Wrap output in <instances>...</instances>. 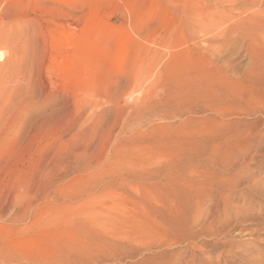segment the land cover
<instances>
[{
  "label": "rangeland",
  "instance_id": "1",
  "mask_svg": "<svg viewBox=\"0 0 264 264\" xmlns=\"http://www.w3.org/2000/svg\"><path fill=\"white\" fill-rule=\"evenodd\" d=\"M263 90L264 0H0V264H264Z\"/></svg>",
  "mask_w": 264,
  "mask_h": 264
},
{
  "label": "bare ground",
  "instance_id": "2",
  "mask_svg": "<svg viewBox=\"0 0 264 264\" xmlns=\"http://www.w3.org/2000/svg\"><path fill=\"white\" fill-rule=\"evenodd\" d=\"M256 1V0H255ZM254 3V2H253ZM252 3V4H253ZM250 3V5H252ZM254 5V4H253ZM248 6V5H247ZM253 7V6H251ZM254 13H252L253 15ZM256 14V12H255ZM251 16V14H250ZM252 17V16H251ZM78 56V55H77ZM74 56H72L71 60H75V58H73ZM76 57V56H75ZM77 60V58H76ZM70 61V60H68ZM68 70V69H67ZM72 70V69H71ZM247 76L251 77L253 76L254 80H256L255 82H253L256 86L257 85V81H258V78L256 77V74L253 73V72H248L247 73ZM256 88H259V87H256ZM261 90V89H260ZM263 93H264V90H263ZM264 96V94H263ZM70 124V123H69ZM243 149V148H242ZM239 151V150H238ZM230 153V156L228 157L230 159L231 156V153L232 152H229ZM242 153V151H241ZM240 154V153H239ZM245 153H243L244 155ZM228 155V154H226ZM234 156V155H233ZM236 156V155H235ZM245 156V155H244ZM243 156V157H244ZM227 157V156H225ZM239 157L241 158V156L239 155ZM245 158V157H244ZM227 159V158H226ZM206 161V160H205ZM208 161V159H207ZM214 160H212L213 162ZM205 163V162H204ZM236 160L235 161H225L223 162V164H221L219 167V170L221 169V171H230L232 168H234L236 166ZM239 164V163H238ZM215 166V163H209L208 164H203L201 165L202 168L206 169V170H210L212 167ZM200 167V168H201ZM71 168V167H70ZM210 168V169H209ZM213 169V168H212ZM194 170V168H193ZM201 170V169H200ZM187 171V170H186ZM200 171H193L191 172L190 170L188 171L189 174H187L186 172V175L188 176H185L186 177V182H184V184L186 185V190L184 188V190L186 191V195H187V206H188V209H185L184 211H186L188 213V219H189V223L187 221V225L188 226H191V228H197L199 227L200 230H204L206 229L207 227H210L212 226L213 224L217 223L218 220H220L222 217L226 216L227 213L224 211V208L227 207V205L225 206V204H228L229 202H232V201H229V199H232L231 195H222L221 192L218 190L221 186V184L224 182L223 180H221V178L223 176H220V179L218 178V176H215V174H205V176H201V174H199ZM201 172H205V171H201ZM200 172V173H201ZM207 172V171H206ZM215 172V171H214ZM195 175H198L196 176L197 177V180L196 182H198L197 184H194L192 185V183L194 182H190L193 180V176L195 177ZM211 175L214 177H211ZM217 175V174H216ZM208 179H206V178ZM203 179H206L203 181ZM183 180H182V185L183 184ZM228 184V183H227ZM231 187V184L228 185ZM184 187V186H183ZM220 192V193H219ZM185 195V196H186ZM185 199V198H184ZM185 205V203H184ZM230 205V204H229ZM232 205V204H231ZM186 206V207H187ZM229 207V206H228ZM240 209L239 211H237L236 214H234V218L235 219H242V218H245L246 214H249L251 215V211H252V206L251 204L249 203H245L243 204L242 206H239ZM186 214V213H185ZM224 215V216H223ZM187 216V215H186ZM228 217V216H226ZM228 219V218H227ZM223 220V219H222ZM225 223V222H224ZM233 223V222H232ZM226 227V226H225ZM228 227V226H227ZM230 228V227H229ZM187 248V247H186ZM191 249H186V251L184 252L185 255H182L180 256V260H177L175 259L174 261H172L171 263L172 264H192L194 261H193V257H192V251L190 252ZM183 253V254H184Z\"/></svg>",
  "mask_w": 264,
  "mask_h": 264
}]
</instances>
